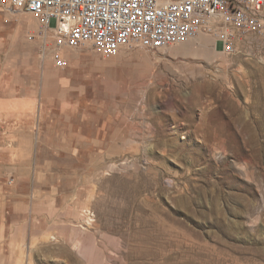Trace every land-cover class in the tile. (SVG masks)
<instances>
[{
	"label": "rangeland",
	"instance_id": "1",
	"mask_svg": "<svg viewBox=\"0 0 264 264\" xmlns=\"http://www.w3.org/2000/svg\"><path fill=\"white\" fill-rule=\"evenodd\" d=\"M23 41L36 72H13L33 57L0 53V90L31 93L47 78L51 113L59 92L97 106L107 144L74 183L21 206L0 200V264H264V34L230 54L208 33L111 57L84 44L63 50L65 68ZM10 157L0 150V194Z\"/></svg>",
	"mask_w": 264,
	"mask_h": 264
},
{
	"label": "built area",
	"instance_id": "2",
	"mask_svg": "<svg viewBox=\"0 0 264 264\" xmlns=\"http://www.w3.org/2000/svg\"><path fill=\"white\" fill-rule=\"evenodd\" d=\"M0 9L37 22L26 38L58 68L68 66L64 49L84 44L111 57L135 45L160 49L208 33L230 54L264 34V0H0Z\"/></svg>",
	"mask_w": 264,
	"mask_h": 264
},
{
	"label": "crops",
	"instance_id": "3",
	"mask_svg": "<svg viewBox=\"0 0 264 264\" xmlns=\"http://www.w3.org/2000/svg\"><path fill=\"white\" fill-rule=\"evenodd\" d=\"M26 15L20 13L11 17L0 9V53H6L7 59L33 57L32 65L14 69L16 73L36 72V54L32 45L24 44L23 37L37 29V22L34 20L35 26ZM66 88V84L59 85L57 90L65 91ZM35 89L39 93H33ZM51 89L52 84L43 78L40 85L32 86L31 93L10 94L0 90V139L3 141L0 150L11 155L9 169L12 174L9 194H0V200L9 197L18 206L35 202L43 197L44 187L74 183L76 170L84 162L89 168H99V148L107 143L99 139L98 107L83 104L81 109L77 102L68 104L67 94L59 92V110L51 113L50 99L43 97L50 96ZM93 108L96 113H89ZM5 139L10 140L11 145L7 146ZM44 198L52 203L66 202L68 195L48 193ZM1 214L0 211V218H3Z\"/></svg>",
	"mask_w": 264,
	"mask_h": 264
},
{
	"label": "bare ground",
	"instance_id": "4",
	"mask_svg": "<svg viewBox=\"0 0 264 264\" xmlns=\"http://www.w3.org/2000/svg\"><path fill=\"white\" fill-rule=\"evenodd\" d=\"M196 37H197V36H196ZM196 37H195V38H196ZM200 37H201V36H200ZM200 37L197 38V39L195 40V41H199V43H198V42L196 43L197 48H198V46H199L202 42H205V39H206V38H205V39L203 38V39L201 40V43H200ZM207 38H208V37H207ZM208 40H210V39H208ZM206 41H207V40H206ZM191 43H192V42H188V43H186V44H182V45H187V46H188V45H191ZM198 44H199V45H198ZM201 45H202V44H201ZM203 46L205 47V44H203ZM209 46H210V45H209ZM189 48H190V47H189ZM191 48H192V47H191ZM205 48H207V47H205ZM208 48H209V47H208ZM200 49H201V48H200ZM75 51H76V50H75ZM189 51H190V50H189ZM187 52H188V51H187ZM194 54H195V53H194Z\"/></svg>",
	"mask_w": 264,
	"mask_h": 264
}]
</instances>
